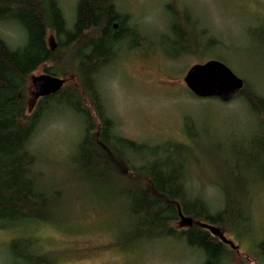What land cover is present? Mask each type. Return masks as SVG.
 Listing matches in <instances>:
<instances>
[{
	"label": "rangeland",
	"instance_id": "rangeland-1",
	"mask_svg": "<svg viewBox=\"0 0 264 264\" xmlns=\"http://www.w3.org/2000/svg\"><path fill=\"white\" fill-rule=\"evenodd\" d=\"M57 1L66 24L72 27L77 0ZM114 2L126 26L134 30L114 49L108 65L95 75L96 89L106 116L113 122V132L137 143L160 148L170 145L168 152L161 150L156 158L185 161L190 192L217 205L218 185L225 181L233 184L229 168L238 152L248 149L256 116L244 96L229 102L197 98L183 78L192 65L218 60L252 91L264 95V50L252 39L255 27L264 24V0ZM0 34L12 47L23 39L21 29L11 22L0 23ZM53 39L49 33L48 44L55 49ZM206 44L209 47L203 50ZM69 54L68 49H60L53 61L30 76V110V105L37 103L31 78L60 65ZM58 74L65 86L81 90L76 76ZM82 99L98 122L87 95L82 94ZM46 112L31 149L43 173L44 186L61 193L57 220L34 222L22 229L0 228V264H9V241L27 235L35 238L41 250L54 255V264L201 263L198 252L172 238L122 245L131 226L124 210V184L135 176L120 162L116 170L121 175L107 172L101 181L92 176L85 180L74 159L83 131L79 116L64 101L50 103ZM126 156L135 161L140 158L129 150ZM141 156L149 157V153L142 152ZM251 203L252 233L238 237L224 233L235 245L230 264H259L253 240L264 236V184L251 194Z\"/></svg>",
	"mask_w": 264,
	"mask_h": 264
},
{
	"label": "trees",
	"instance_id": "trees-1",
	"mask_svg": "<svg viewBox=\"0 0 264 264\" xmlns=\"http://www.w3.org/2000/svg\"><path fill=\"white\" fill-rule=\"evenodd\" d=\"M75 12L73 26L68 27L57 0H0V23H14L23 33L22 42L13 47L0 34V228L22 229L34 222L57 220L61 193L44 186L31 143L45 118L46 107L64 101L82 123L74 159L85 180L92 176L101 181L107 172L121 175L116 170L120 162L135 176L124 184V210L131 226L122 245L172 238L198 252L200 264H230L234 249L211 233L207 225L223 235L228 232L237 237L253 231L251 194L264 184V95L252 91L244 81L235 96L245 97L256 122L247 140L248 149L239 151L229 168L233 184L225 181L218 185L219 201L213 205L190 192L185 161L156 158L159 151L168 152L170 145L160 148L137 143L113 132V122L106 116L96 89L95 75L108 65L114 49L134 29L126 26L114 0H77ZM49 33L56 40L55 49L48 44ZM183 39L187 44V37ZM252 39L264 50V24L255 27ZM208 47L206 44L203 50ZM63 48L70 53L67 60L45 69V73L76 76L81 92L64 85L55 94L38 99L30 110V76L53 61ZM82 94L90 100L98 122L92 119ZM128 150L140 158H128ZM142 152H148L149 157L141 156ZM33 239L27 235L9 241V264H54V255L41 250ZM253 241L254 256L264 264V236Z\"/></svg>",
	"mask_w": 264,
	"mask_h": 264
},
{
	"label": "water",
	"instance_id": "water-1",
	"mask_svg": "<svg viewBox=\"0 0 264 264\" xmlns=\"http://www.w3.org/2000/svg\"><path fill=\"white\" fill-rule=\"evenodd\" d=\"M184 83L192 95L197 98H216L222 102H229L243 88L244 81L238 77L224 63L218 60H208L204 63L194 64L184 76ZM65 83L63 78L47 73L33 76L31 85L33 87V100L55 94ZM33 105H31L32 107ZM185 222L191 224L190 219ZM211 233L217 235L220 240L231 248H235L232 241L225 238L215 227L207 225Z\"/></svg>",
	"mask_w": 264,
	"mask_h": 264
},
{
	"label": "flooded vegetation",
	"instance_id": "flooded-vegetation-1",
	"mask_svg": "<svg viewBox=\"0 0 264 264\" xmlns=\"http://www.w3.org/2000/svg\"><path fill=\"white\" fill-rule=\"evenodd\" d=\"M112 28H113L114 30L117 29V23L114 22V23L112 24Z\"/></svg>",
	"mask_w": 264,
	"mask_h": 264
}]
</instances>
